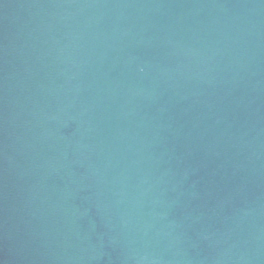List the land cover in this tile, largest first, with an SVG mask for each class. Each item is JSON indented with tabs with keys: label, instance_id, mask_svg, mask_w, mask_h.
I'll use <instances>...</instances> for the list:
<instances>
[{
	"label": "water",
	"instance_id": "obj_1",
	"mask_svg": "<svg viewBox=\"0 0 264 264\" xmlns=\"http://www.w3.org/2000/svg\"><path fill=\"white\" fill-rule=\"evenodd\" d=\"M0 264H264V0H0Z\"/></svg>",
	"mask_w": 264,
	"mask_h": 264
}]
</instances>
